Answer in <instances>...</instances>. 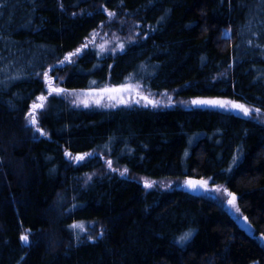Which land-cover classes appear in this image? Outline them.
<instances>
[{"label":"trees","instance_id":"1","mask_svg":"<svg viewBox=\"0 0 264 264\" xmlns=\"http://www.w3.org/2000/svg\"><path fill=\"white\" fill-rule=\"evenodd\" d=\"M94 31L122 48L66 59ZM51 78L172 105L52 94L32 124ZM195 97L255 113L187 108ZM262 237L264 0H0V264H264Z\"/></svg>","mask_w":264,"mask_h":264},{"label":"rangeland","instance_id":"2","mask_svg":"<svg viewBox=\"0 0 264 264\" xmlns=\"http://www.w3.org/2000/svg\"><path fill=\"white\" fill-rule=\"evenodd\" d=\"M122 44L120 42H117L116 39L110 38L105 34H101L98 31H94L90 34V36L85 40V42L82 44L79 50V52L74 51L72 54L74 55H69L70 58H75L79 54L83 53L85 50L88 48H95L99 50V52L104 53L107 51H111L116 48H122ZM46 88L45 92L38 96L34 102V104H43L45 106L46 104V99L49 95L52 94H59L64 96L65 98L68 99L72 104L76 106H81V107H94V106H100V107H117L120 105H139L141 101H143L145 104H151V105H156L161 103L164 106H171L172 103L165 101V100H157L155 96H152L153 93L150 91H143L144 89L141 86L129 83V84H123L120 87H111V86H102L101 88L98 89H90L87 91H70V90H65L61 85L58 80L51 78V79H46ZM142 88V89H141ZM59 91H56V90ZM39 97H45L43 101L39 100ZM196 101H215V102H220V103H195ZM223 104V106H221ZM235 105H242L244 109H247L248 112L245 114V112L239 108V107H234ZM37 108L35 110V115L38 114V111L43 108ZM187 108H202V109H211V110H217L221 111L223 113H229V114H234L239 117L247 118V117H252L254 116L255 111L248 106L247 104L243 102H236L233 100L229 99H224V98H216V97H209V98H202V97H195L191 98L189 100V104ZM33 110H31L30 113H32ZM83 157L85 159V156H79ZM83 159H77L83 160ZM206 182V183H204ZM171 184V183H170ZM183 185L188 187L189 189H193L196 192L199 193H204V194H210L221 199L223 203H226L227 206H233L232 204L229 203V200L226 196L223 194V188L221 186H211L209 181H191V180H186L183 182ZM219 189V190H217ZM228 199V200H227ZM231 211H233L232 208ZM243 219L240 218L239 222ZM244 228H247V223L243 224Z\"/></svg>","mask_w":264,"mask_h":264},{"label":"snow or ice","instance_id":"3","mask_svg":"<svg viewBox=\"0 0 264 264\" xmlns=\"http://www.w3.org/2000/svg\"><path fill=\"white\" fill-rule=\"evenodd\" d=\"M77 52H79V50H77ZM71 55H74V54H70V56ZM70 56L69 57H66V59H70ZM56 91H59V90L57 89ZM38 99L41 100V101H43L46 98L45 97H39ZM195 103H220V102H215V101H196ZM42 106H43L42 103L41 104H34L33 105V112L29 114L30 117H31V123L32 124H36L35 110L37 108L42 107ZM221 106H223V104H221ZM234 107L241 108L245 112V114H247V112H248V110L247 109H244L242 105H235ZM77 159H83V157H77ZM204 183H206V182H204ZM146 186H149L150 187L151 185L150 184H146ZM217 190H219V189H217ZM229 195H231V194H229ZM235 201H236V197L235 196H232V198L229 200V203L232 204L233 206H235ZM189 235H190V233H185L183 236L180 237V240L181 241L186 240ZM21 239L26 241L27 240V237L24 236Z\"/></svg>","mask_w":264,"mask_h":264},{"label":"water","instance_id":"4","mask_svg":"<svg viewBox=\"0 0 264 264\" xmlns=\"http://www.w3.org/2000/svg\"><path fill=\"white\" fill-rule=\"evenodd\" d=\"M247 223V218L243 217V219L240 221V228H243V224ZM262 242L264 243V238L262 237Z\"/></svg>","mask_w":264,"mask_h":264}]
</instances>
